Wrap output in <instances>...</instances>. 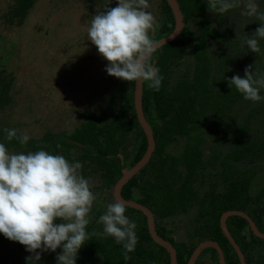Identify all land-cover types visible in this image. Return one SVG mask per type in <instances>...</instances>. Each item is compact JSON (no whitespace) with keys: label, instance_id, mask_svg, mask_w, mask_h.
Here are the masks:
<instances>
[{"label":"trees","instance_id":"1","mask_svg":"<svg viewBox=\"0 0 264 264\" xmlns=\"http://www.w3.org/2000/svg\"><path fill=\"white\" fill-rule=\"evenodd\" d=\"M36 1L11 0L1 18L2 26L6 29L19 27ZM176 1L184 27L174 40L159 47L154 54L155 63L164 77L162 86L155 91L148 88L147 83L142 84V107L152 129L155 150L148 164L123 186L121 196L153 213L155 230L159 237L173 246L178 264H187L197 245L204 240L216 241L220 245L225 264H240L235 250L222 234L219 219L223 212L243 211L264 233V189L256 195L251 194V182L263 170L262 166L254 167L252 164L264 158V140L259 138L257 131L251 138L249 131L255 128H252L251 119L247 120V114L241 125H235L234 119H226L227 112L244 98L229 87L232 72L222 75L223 64L235 59H228L226 53H218L217 48L210 46L223 42V35L225 32L231 35L232 28H219V24L212 23V11L205 0ZM158 8L155 17L160 27L156 33H150V38L157 41L171 35L175 27L166 0H160ZM185 57H191L194 63L173 79L175 66ZM216 72L218 75L214 80ZM106 78L107 86L100 100L104 104L103 109L83 113L86 120L74 130L59 134L48 131L38 140L32 139L30 144H21L15 138L8 141L4 131L7 128H1L0 141L8 150L29 152L44 148L64 155L70 162L79 161L82 163L80 174L98 179L101 191L112 189L122 175L125 159L129 160L124 164L125 168H132L143 157L147 141L134 109L135 82L108 74ZM13 83L12 73L0 66V116L13 101ZM181 139L183 144L179 154L166 152L168 146ZM208 139L215 140L218 146L227 144L229 151L224 154L214 150L204 159V146ZM120 152L124 161L117 156ZM240 163L251 166L239 169ZM209 166L217 170L215 175L211 172L205 174ZM219 184L223 185V190L216 194ZM205 185L209 190L199 197V189ZM207 199L210 201L206 203L205 211L208 210L201 213L202 223L190 235V241H175L166 231L164 221L179 213H187L194 204H203ZM125 214L137 224L138 243L128 254L130 259L125 261L121 245L103 233L102 226L97 223L101 215L97 214L87 226L91 236L79 250L77 264H170L167 251L151 239L146 217L129 207H126ZM227 228L246 264H264V250L259 248L264 240L251 232L244 218L229 217ZM258 248L263 253L254 256ZM206 253L212 254L217 262L218 255L214 249L202 254Z\"/></svg>","mask_w":264,"mask_h":264},{"label":"rangeland","instance_id":"2","mask_svg":"<svg viewBox=\"0 0 264 264\" xmlns=\"http://www.w3.org/2000/svg\"><path fill=\"white\" fill-rule=\"evenodd\" d=\"M10 3L11 0H0V21ZM149 3L148 10L158 15L160 0H149ZM259 3L261 9H264V0H259ZM116 6L117 0H37L19 27L6 29L0 23V66L8 73L11 72L14 78L11 92L13 101L0 116V129L15 128L17 136L27 134L30 137L27 143L30 144L32 139L38 140L48 131L55 134L70 132L86 120L82 117L83 113L89 114L103 109L104 104L100 100L107 86L105 67L108 62L87 39V31L92 16ZM241 11L242 7L223 16L210 12L212 23L219 24V28L228 26L233 31L231 35L225 32L224 40L220 44L213 43L210 46L217 48L218 53H226L228 59H235L223 64L222 75L232 72V76L238 74L243 77L245 68L249 65L253 66V71L254 67L264 71V39L260 40V54L242 46L239 39L236 42L232 39L233 36L236 38V28L241 22L249 23L244 28L245 34L249 36L260 26L254 17L242 20ZM191 28L197 30L193 25ZM237 62L240 64L237 65ZM193 63L191 57H185L175 66L173 79ZM214 64L216 63H212ZM217 75L218 72L214 75V80ZM261 95L264 96V90H261ZM245 115L249 117L248 121L251 119L252 128H255L252 132L249 131L251 138L257 131L259 138L264 140V100L252 102L241 99L227 112L226 119H234L235 125H241ZM182 144L183 140H179L168 146L166 152L179 154ZM214 150L225 154L229 147L217 146L212 139H208L204 146V159ZM9 151L24 152L17 149ZM246 164L240 163L239 169L251 166ZM256 164L252 165L262 166L263 170L251 182L252 195L264 189V158ZM216 171L209 166L205 174L211 172L215 175ZM121 173L123 174V169ZM85 178L97 196L89 214L92 219L97 214H104L107 205L113 203V188L101 191L98 179ZM208 190L207 185L203 186L199 197H203ZM222 190L223 185L219 184L215 193ZM209 201L207 199L203 204L192 206L186 214H178L164 221L166 231H169L175 241H190L192 229L195 225L199 226L197 219L202 212L206 213V203ZM97 210H101L100 213ZM99 225L103 228L101 223ZM194 240L196 243L197 240ZM259 246L264 250V241ZM259 248L253 253L254 256L263 253ZM60 252L61 249H57L55 253L43 252L39 264H56V255ZM32 255L23 245L0 234V264H26L27 258ZM206 257L201 260L202 264L207 260Z\"/></svg>","mask_w":264,"mask_h":264},{"label":"clouds","instance_id":"3","mask_svg":"<svg viewBox=\"0 0 264 264\" xmlns=\"http://www.w3.org/2000/svg\"><path fill=\"white\" fill-rule=\"evenodd\" d=\"M205 2L210 11L220 16L242 7V20L254 17L260 25L256 31L251 36L245 34L244 28L249 23L241 22L236 28L235 40L239 39L242 46H247L255 54L261 53L264 9H261L259 0ZM149 8V0H117L116 7L92 16L87 39L108 62L105 71L109 76L127 82L147 83L148 88L159 91L164 77L155 63L154 54L160 41L150 38V33H156L160 24ZM254 69L252 65L247 66L243 77L234 75L228 84L245 100L259 102L264 100L261 95L264 71ZM4 131L8 141L15 138L25 144L30 139L27 134L17 136L15 128ZM117 156L124 161L122 152ZM81 168V162H70L64 155L44 148L11 153L0 141V234L33 254L27 258L26 264H39L43 252L55 253L57 249L61 252L56 255V264H77L78 252L91 236L87 226L97 199L88 179L78 171ZM129 169L124 166L123 172ZM125 213L126 205L115 200L107 205L97 223L103 225L104 234L121 245L127 261L130 259L128 254L135 250L138 236L136 222Z\"/></svg>","mask_w":264,"mask_h":264},{"label":"water","instance_id":"4","mask_svg":"<svg viewBox=\"0 0 264 264\" xmlns=\"http://www.w3.org/2000/svg\"><path fill=\"white\" fill-rule=\"evenodd\" d=\"M166 2L172 11V14H173V17L175 20V27H174V31L172 32L171 35H169L166 38L159 40L160 41L159 47L171 42L172 40H174L180 34L181 30L184 27L183 16H182V13H181V10L179 8L177 1L176 0H166ZM133 104H134V109H135L137 121H138V123H139L142 131L144 132L145 137H146L147 147H146V151H145L143 157L131 169L125 170L123 172L122 177L117 181V183L113 189V199H114V201L118 200V201L124 203L126 205V207L140 211L147 219L148 232H149L152 240L154 241V243L163 247L167 251V253L169 255L170 264H178L177 259H176L175 249L168 242L164 241L161 237H159L157 232L155 231L153 214L149 211V209H147L146 207L139 205L133 201H126L121 197V190H122L123 186L135 174H137L143 167L146 166V164L150 161V158H151V156L154 152V149H155V141H154L152 130H151L149 124L147 123V121L143 115V111H142V84L140 82L134 83ZM232 216H239V217L244 218L248 222L249 228L251 229L252 233L256 237H258L260 239H264V233H261L258 230L255 223L253 222V220L246 213H244L242 211L231 210V211H226L222 214V216L220 218L221 230H222L224 236L229 241L230 245L235 250V252L239 258L240 264H245V259H244V256H243L239 246L236 244V242L234 241V239L232 238L231 234L229 233V231L227 229L226 221L229 217H232ZM207 248H214L217 251L218 256H219V264H225L224 255H223L222 250L213 241H205V242L199 244L198 247L193 251V253H192L187 264H194L195 261L197 260L198 256L200 255V253L204 249H207Z\"/></svg>","mask_w":264,"mask_h":264},{"label":"flooded vegetation","instance_id":"5","mask_svg":"<svg viewBox=\"0 0 264 264\" xmlns=\"http://www.w3.org/2000/svg\"><path fill=\"white\" fill-rule=\"evenodd\" d=\"M142 111H143V107H142ZM143 115H144V117H145V119H146V116H145V114H144V112H143ZM146 121L148 122V120L146 119ZM149 124V123H148ZM182 140V139H181ZM213 140V139H212ZM179 141V140H178ZM177 141V142H178ZM214 141V143L216 142L215 140H213ZM217 143V142H216ZM215 143V144H216ZM218 144V143H217ZM216 144V145H217ZM225 145H227V144H225ZM218 146V145H217ZM222 146V145H221ZM220 146V147H221ZM130 149V148H129ZM129 160H128V158L127 159H125V163H127ZM201 189H199V191H200ZM194 205H196V204H194ZM153 214V213H152ZM179 214H182V213H179ZM186 214V213H185ZM223 214V213H222ZM222 214H221V216H222ZM221 216H220V218H221ZM153 217H154V215H153ZM197 221L199 222V225L202 223V222H200L201 221V214H200V216L198 217V219H197ZM197 222V223H198ZM226 225H227V221H226ZM196 227H197V225H195L194 226V228L192 229L193 230V232L195 231V229H196ZM219 227H220V219H219ZM220 229H221V227H220ZM228 229V228H227ZM156 231V230H155ZM222 231V230H221ZM229 231V230H228ZM192 232V233H193ZM230 233V232H229ZM222 234H223V232H222ZM224 235V234H223ZM225 237V236H224ZM226 238V237H225ZM233 238V237H232ZM227 239V238H226ZM205 241H211V240H204V241H202V242H200V243H203V242H205ZM213 242H215L218 246H219V248L221 249V247H220V245L216 242V241H213ZM199 243V244H200ZM198 244V245H199ZM209 249H214V248H207V249H204L201 253H200V255L198 256V258H197V260L195 261V264H202L201 262V260H203L206 256V258H207V260L206 261H203V263L204 264H219V256H217V262H215V260H214V258H213V256H212V254H210V253H206V254H202V253H204L206 250H209ZM215 250V249H214ZM222 250V249H221ZM216 251V250H215ZM223 252V251H222ZM216 253H217V251H216ZM217 255H218V253H217Z\"/></svg>","mask_w":264,"mask_h":264}]
</instances>
